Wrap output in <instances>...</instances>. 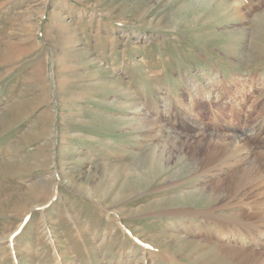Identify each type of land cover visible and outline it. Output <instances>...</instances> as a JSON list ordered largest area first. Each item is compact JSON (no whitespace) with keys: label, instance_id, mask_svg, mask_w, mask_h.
<instances>
[{"label":"rangeland","instance_id":"1","mask_svg":"<svg viewBox=\"0 0 264 264\" xmlns=\"http://www.w3.org/2000/svg\"><path fill=\"white\" fill-rule=\"evenodd\" d=\"M262 124L264 0H0V264H244L213 233H264V185L202 189L186 142Z\"/></svg>","mask_w":264,"mask_h":264},{"label":"bare ground","instance_id":"2","mask_svg":"<svg viewBox=\"0 0 264 264\" xmlns=\"http://www.w3.org/2000/svg\"><path fill=\"white\" fill-rule=\"evenodd\" d=\"M219 1L224 2L225 0ZM133 105V109L136 110V113H138L137 118L139 121L137 122V125H139V130H145L144 136L148 141L150 140V142L156 139L160 140L163 132V129L161 128L162 126H156V122L152 120L150 116L148 117V115H146L147 113L145 114L142 111L143 108L141 109L139 104L137 105L134 103ZM153 112L156 113V110ZM195 128L197 127H193L192 132L194 133L189 139L200 135L199 133L195 132ZM203 135V138L197 140L196 142H186L189 146L188 150L190 151L192 149L191 157H195L198 155V153H201V149L203 147L208 148L205 150L206 157L204 159L203 165L208 167L207 170L209 173L205 177V181L200 187H202V189L217 191L225 190L229 193H235V195H241L243 198H245V200H249L253 195L256 196L257 194L255 195V193L257 189L262 187L261 184L264 185V167L260 161V159L264 157V152L261 154L262 156L259 159H257L254 155L257 148H264V124L258 126L255 133L250 136L247 135L243 130L238 132H228L223 134L221 137L219 135L215 136V134L210 132H206ZM243 136H245L244 139ZM215 137H217L220 141L214 140ZM248 142H251L254 146L250 147ZM186 143H182V146L184 147ZM230 170L233 172H229ZM219 178L221 180H218L217 182H211L213 179ZM258 203L259 202H257V204ZM191 210L192 209L183 208V211H188L187 215L190 216L194 215ZM199 217L203 218L208 223L218 224L221 222L217 214L212 212H204L202 215H199ZM188 219L189 217L187 220ZM262 222L264 224V219ZM186 223L187 222L182 223L181 229L185 228ZM232 228L233 230L229 232L221 230L219 233L213 234L220 236L221 239H225L226 243L223 246L225 255L236 256L235 259L237 262L250 264L251 260L244 261V252L242 251L244 248L240 249V246L244 244L264 246V233L260 226L258 230L257 226L254 224L250 225L247 223H242V221H236V225H233Z\"/></svg>","mask_w":264,"mask_h":264}]
</instances>
